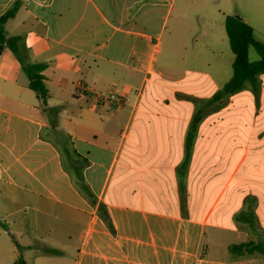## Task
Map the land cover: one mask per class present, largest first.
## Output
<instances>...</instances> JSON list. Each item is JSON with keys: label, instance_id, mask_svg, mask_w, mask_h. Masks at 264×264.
Returning <instances> with one entry per match:
<instances>
[{"label": "crops", "instance_id": "obj_1", "mask_svg": "<svg viewBox=\"0 0 264 264\" xmlns=\"http://www.w3.org/2000/svg\"><path fill=\"white\" fill-rule=\"evenodd\" d=\"M16 2L6 33L22 38L28 62L48 65L57 111L5 50L0 264H264L233 250H264V74L258 94L247 84L215 99L233 74L219 81L209 62L181 78L160 68L175 0H0V17ZM254 2L264 18V0ZM79 83L128 89L129 102L98 108Z\"/></svg>", "mask_w": 264, "mask_h": 264}, {"label": "rangeland", "instance_id": "obj_2", "mask_svg": "<svg viewBox=\"0 0 264 264\" xmlns=\"http://www.w3.org/2000/svg\"><path fill=\"white\" fill-rule=\"evenodd\" d=\"M254 1L175 0V11L161 35L163 47L158 57V66L173 69L174 76L181 78L187 69L200 66L203 68L204 64L209 62L211 64L209 72L217 80L224 82L233 74L232 64L235 58L226 33V16L243 18L253 27L256 38L264 43V18L255 10L257 5L253 7ZM18 21L17 19L9 22L7 26L9 34L16 32ZM7 57L15 59L9 48H6L2 59ZM250 60L253 62L260 60L254 48H250ZM114 124L113 133L118 136L120 126ZM64 148L65 145H62V149L66 150ZM64 159L70 166L69 154L64 153ZM71 170L74 181L84 191L85 187L80 179L83 171Z\"/></svg>", "mask_w": 264, "mask_h": 264}, {"label": "trees", "instance_id": "obj_3", "mask_svg": "<svg viewBox=\"0 0 264 264\" xmlns=\"http://www.w3.org/2000/svg\"><path fill=\"white\" fill-rule=\"evenodd\" d=\"M19 6V3L16 2L0 17V56L6 48H9L22 64L23 70L29 79V88L36 93L44 110L46 112L57 111V109L48 108V99L50 95L45 84L46 77L44 75L48 65L44 63L28 62V49L23 43L22 38L19 36L8 37L6 33V24L9 20L15 18ZM225 28L231 50L235 55L232 65L233 76L216 95L215 99L234 95L243 90L247 84L258 94L260 88L259 77L264 74V43L256 38L253 27L246 23L240 16H226ZM250 48L255 49L260 56V60L256 62L250 60ZM70 155L71 154H69V156ZM80 179L85 187L84 191L87 193L88 197H90L89 186L86 184L82 174L80 175ZM92 201L94 203L96 202L95 199H92ZM99 214L107 227L112 229L111 218L104 205L99 206ZM244 249H248L249 253L258 251L264 255V250H260L258 246L251 247L250 244H243L233 247V250L239 253H242ZM16 264L26 263L22 260H18Z\"/></svg>", "mask_w": 264, "mask_h": 264}, {"label": "built area", "instance_id": "obj_4", "mask_svg": "<svg viewBox=\"0 0 264 264\" xmlns=\"http://www.w3.org/2000/svg\"><path fill=\"white\" fill-rule=\"evenodd\" d=\"M78 88L83 93H92L98 108L108 106L111 110L116 111L129 102L128 89H114L110 93L104 94L93 91V89L85 83H79Z\"/></svg>", "mask_w": 264, "mask_h": 264}]
</instances>
